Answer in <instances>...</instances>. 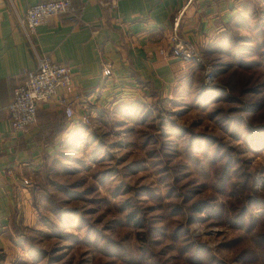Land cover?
Wrapping results in <instances>:
<instances>
[{"label":"rangeland","instance_id":"obj_1","mask_svg":"<svg viewBox=\"0 0 264 264\" xmlns=\"http://www.w3.org/2000/svg\"><path fill=\"white\" fill-rule=\"evenodd\" d=\"M184 61L189 69L173 89L93 108L90 125L43 155L37 221L10 236L0 264H137L141 242L126 203L162 233L163 264H264L261 239L247 233H264V0H242L222 32ZM223 148L253 176L244 194L263 204L246 208L251 229L231 223L242 207L238 178L218 191L210 155ZM204 198L211 207L187 212ZM243 235L249 263L235 256Z\"/></svg>","mask_w":264,"mask_h":264},{"label":"crops","instance_id":"obj_2","mask_svg":"<svg viewBox=\"0 0 264 264\" xmlns=\"http://www.w3.org/2000/svg\"><path fill=\"white\" fill-rule=\"evenodd\" d=\"M48 0H0V249L10 236L33 226L37 213L33 185L43 155L79 133L78 118L93 108L148 93H165L188 71V62L171 53V36L197 48L211 42L238 11L242 0H71L74 12L53 15L27 36L26 10ZM48 54L67 64L74 92L62 89L37 106L36 121L13 131L7 106L15 86L38 58ZM109 64L111 74L103 75ZM149 96V95H148ZM73 100L75 118L62 100ZM27 180V183H24Z\"/></svg>","mask_w":264,"mask_h":264},{"label":"built area","instance_id":"obj_3","mask_svg":"<svg viewBox=\"0 0 264 264\" xmlns=\"http://www.w3.org/2000/svg\"><path fill=\"white\" fill-rule=\"evenodd\" d=\"M118 0H104L105 5L115 6ZM71 0H48L31 5L25 13L21 25L27 36L34 32L35 28L53 15L70 14L74 12ZM171 53L183 60L195 57L196 47L179 39L175 34L171 36ZM103 75L111 74V66L103 67ZM62 89L68 96L74 92V86L70 68L64 62L53 60L45 54L38 58L35 69L26 72L22 83L14 87L11 100L7 106L10 116V127L13 131H23L36 121L37 106L41 102H48ZM64 114L72 121L75 118L73 100H62ZM78 124L90 125L91 116L82 115L78 118ZM27 183V180H24Z\"/></svg>","mask_w":264,"mask_h":264},{"label":"trees","instance_id":"obj_4","mask_svg":"<svg viewBox=\"0 0 264 264\" xmlns=\"http://www.w3.org/2000/svg\"><path fill=\"white\" fill-rule=\"evenodd\" d=\"M227 24L224 26V28L227 26ZM251 137H253V133H251ZM219 142L220 141L217 140V145H219L220 147ZM223 153H226V154H223ZM232 155L234 154L228 152L227 149L223 148V149H220L218 156H215V155L213 156L211 154L210 157L212 158V161H213L212 165H214L215 171L217 172L214 175H215V179L217 180V182H219V186H218L219 192L224 191L225 185L229 181H231L232 177L238 178L236 182H232L233 186L237 185L233 188L234 189L233 196H236V199L239 201V203H241L242 207L239 210H237L235 214H233L234 219L231 220V223L235 225L236 228L241 227V229L247 230V229H251L252 227L256 226L254 225L253 219L250 218V220H247V216L249 213L246 209L247 206L260 207L263 204H261V202L255 196L249 193L244 194V190L247 188L248 182L253 180V176L247 172H239L240 166L238 165V161H237V165L233 166L234 159L232 158ZM219 156H221L220 159H218ZM239 178H241V180H239ZM225 179H227L226 182L221 181ZM237 182L238 184H236ZM33 192H34L33 193V204L35 206V203H36L35 202V192L36 191L33 190ZM125 205H126L125 208H127V210L130 209V211L126 214L127 216L126 221L131 226L136 227L137 240L141 242L140 245L137 247L135 255L133 256V261L137 264H163L161 262L162 255L164 254L163 249H160L159 251L155 249V245L156 243H158L157 237H159V235L162 233L159 231V229L156 226H154V223L152 222L151 219H147L145 216H143L139 208L132 209V205H129L128 203H126ZM211 205L212 204L210 203L209 198H204L198 201H193L190 204H188L187 212L191 213L194 209H196L195 211L202 212L206 210L207 207L209 206L211 207ZM237 215L239 218L238 221L236 220ZM263 227H264V220H263L261 228ZM247 233L249 235L251 234V236L253 235L254 237L253 241L255 243H256L255 239H257V241L261 239L260 240L261 245H259L258 249L262 250V254L260 253L261 255L260 257H264V233L258 230L255 232L247 231ZM180 235H183V232H181ZM240 240L241 241L239 242L238 250H236L235 256L243 258L244 263H249L248 256L251 253V249L249 248V246L244 244L247 240L245 238V235H243V237L241 236ZM117 247L120 248L121 253L124 256L127 255V253L124 251V249L119 244L117 245ZM194 252H196V255L197 254L203 255L205 253V251L199 250V249H196ZM196 255L193 254L192 257L197 258Z\"/></svg>","mask_w":264,"mask_h":264}]
</instances>
